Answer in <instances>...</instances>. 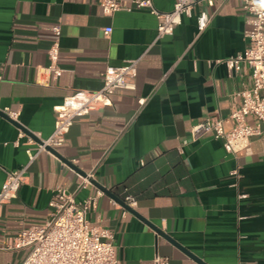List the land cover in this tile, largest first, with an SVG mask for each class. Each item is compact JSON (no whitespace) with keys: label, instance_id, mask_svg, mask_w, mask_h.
Here are the masks:
<instances>
[{"label":"crops","instance_id":"1","mask_svg":"<svg viewBox=\"0 0 264 264\" xmlns=\"http://www.w3.org/2000/svg\"><path fill=\"white\" fill-rule=\"evenodd\" d=\"M101 1L0 0V113H17L16 121L0 116V187L28 161L25 139L13 144L19 130L47 139L64 98L99 90L107 66L137 62L133 90L76 118L56 154L42 152L29 166L16 197L0 207V247L45 225L60 188L77 202L97 196L87 218L113 234L119 264H153L156 256L169 264H199L193 257L264 264V139L253 137L247 149L228 155L210 134L191 138L196 123L228 119L236 94L252 87L246 66L228 72L224 64L247 46L241 0L197 6L195 14L210 16L200 34L194 18H183L173 35L160 38L147 10L119 0L122 9L106 16ZM174 1L153 4L169 12ZM55 26L57 78L44 71ZM246 122L256 124L252 116ZM27 255L0 250V264H22Z\"/></svg>","mask_w":264,"mask_h":264},{"label":"built area","instance_id":"2","mask_svg":"<svg viewBox=\"0 0 264 264\" xmlns=\"http://www.w3.org/2000/svg\"><path fill=\"white\" fill-rule=\"evenodd\" d=\"M224 0H175L169 12L158 11L153 0H131L136 9L147 10L157 21V37L171 36L181 25L182 19H195L197 33H202L210 21V16L204 10L195 14L199 5L213 7ZM246 14V29L244 39L247 42L245 50L224 61L228 72L238 69L242 64L249 69L252 79L250 89L240 90L236 97L238 104L232 109L228 119L210 118L196 123L191 128V138L199 139L204 135H212L221 142L226 154L236 155L248 148L251 138L264 139V0H241ZM100 10L103 15L110 16L122 9L119 0H102ZM130 10V9H127ZM55 39L47 51L49 66L44 70L53 78L60 76L59 42L60 29L52 27ZM109 30H104L108 35ZM136 61H127L121 66H107L103 73L102 87L97 91H75L63 99L59 107L54 109L56 120L53 133L47 139L27 136L19 130L14 146L18 147L25 139L27 163L6 173L0 187V207L14 199L24 182L29 166L42 153H50L65 142L76 118L86 117L97 109L111 105V97L120 90H133L132 81L137 75ZM144 98L137 101L139 106ZM5 115L16 121L17 113L6 109ZM252 116L255 126H250L246 118ZM230 123L225 129L224 124ZM101 193H97L100 195ZM52 212L45 225L21 230L11 246L0 250L27 249L28 255L22 264H119L116 258L113 234L106 228L92 225L87 216L95 205L97 196L88 197L81 202L75 200V195L57 188L54 191ZM127 205L134 201L127 196ZM153 264H169V261L156 256Z\"/></svg>","mask_w":264,"mask_h":264},{"label":"water","instance_id":"3","mask_svg":"<svg viewBox=\"0 0 264 264\" xmlns=\"http://www.w3.org/2000/svg\"><path fill=\"white\" fill-rule=\"evenodd\" d=\"M0 116L1 117H5V118H7L5 115H3V114H1L0 113ZM8 119V118H7ZM21 130H23V129H21ZM24 131V130H23ZM25 132V131H24ZM50 152H52V153H54V154H56V152L54 151V150H50ZM103 193H105L106 195H108L109 197H111V198H113V199H115V200H117L108 190H106V189H104V188H102V187H98ZM120 203L123 205V207L126 209V210H128V211H131V209L124 203V202H121L120 201ZM133 214H135L133 211H131ZM160 235H162L159 231H157ZM173 242V241H172ZM174 245H175V243H173ZM175 246H177L178 248H180L181 249V247H179L178 245H175ZM181 250H183V249H181ZM188 254V253H187ZM199 264H204V263H202L199 259H197V258H195V257H193Z\"/></svg>","mask_w":264,"mask_h":264}]
</instances>
